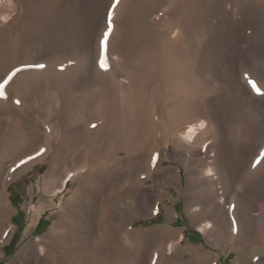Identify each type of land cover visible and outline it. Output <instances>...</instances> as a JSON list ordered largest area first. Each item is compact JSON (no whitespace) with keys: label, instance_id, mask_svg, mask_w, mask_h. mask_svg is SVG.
I'll return each mask as SVG.
<instances>
[{"label":"rangeland","instance_id":"374dc122","mask_svg":"<svg viewBox=\"0 0 264 264\" xmlns=\"http://www.w3.org/2000/svg\"><path fill=\"white\" fill-rule=\"evenodd\" d=\"M22 1L26 13L19 17L21 27L0 35V82L16 68L22 69L0 95L2 105L7 99L15 104L0 114V166L6 164L7 170L25 158L31 164L15 175L7 189L16 228L0 243V264H12L31 246L51 243L58 246L62 264H139V232L153 228L163 229L165 235L152 240L143 264H156L155 251L162 245L167 253L162 264H243L248 257L264 264L263 242L239 244L238 234L228 229L208 234L188 208L201 202L204 188L199 182L203 181L193 170L205 167L206 143L213 140V130L201 144L185 150V141L176 142L170 127L172 120L181 125L192 119L202 102L214 101L230 156L237 168L242 167L239 177L259 160L257 153L264 147L260 129L264 97L251 90L249 81L264 83L263 71H257L264 64V33L260 40L240 41L239 50L228 54L220 67L208 51L218 37L216 22L225 6L233 5L241 13L254 10L260 17L255 28L264 32V0H127L128 15L114 53L107 41L109 67L103 73L112 72L109 81L94 77L95 71L84 66L73 69V74L65 72L85 59L86 30L94 35L100 60L104 58L99 38L104 25H109L115 0ZM168 21L181 28L182 36L173 39L178 41L168 39ZM116 56L122 59L118 62ZM50 60H59L55 71H64L59 74L64 76L49 81L37 76ZM20 88L22 92L25 88L23 94H18ZM94 121L106 125L91 130L86 124ZM180 158L185 163L180 164ZM70 174L75 178L70 177L68 188L60 190ZM164 176L169 188L162 182ZM135 185L147 192L145 210L130 212ZM94 195L98 203L91 200ZM41 205L47 207L32 225L31 218ZM90 212H97L99 227L98 236L88 241L82 230ZM121 219L129 220L136 230L134 245L125 248L115 237ZM52 232L57 234L56 242H51ZM182 233L186 238L170 250Z\"/></svg>","mask_w":264,"mask_h":264},{"label":"bare ground","instance_id":"6f19581e","mask_svg":"<svg viewBox=\"0 0 264 264\" xmlns=\"http://www.w3.org/2000/svg\"><path fill=\"white\" fill-rule=\"evenodd\" d=\"M174 1L175 0H170V2H172V3ZM126 2H127V0H120L118 5H115V2H114L113 5H115V7L112 6L111 12H110V17H109V20L107 22L109 25H107V24L104 25L107 27H104L102 35L99 38V40H103L105 33H110L108 35L107 41H110V51H112L113 53L116 51L117 43L119 42L120 38L122 37V34H123L122 32L124 31V29H123L124 28L123 27L124 20L123 19L128 15V9H127V3L128 2L127 3ZM22 7H23V1L22 0H0V35L4 34L11 27H14V28L17 27V29L19 27H21L23 21L20 22L22 19H20V21H19V17H22V16L24 17V15L26 13L25 10H23L24 8L22 9ZM169 11H170V8H169L168 12ZM163 13L164 12H162V15H163ZM222 14H223V17H221V15H220L219 19L216 22V25H217L216 28H218V31H217L218 37L210 45V47H209L210 50L208 51L209 57L211 56V59L213 58L214 63H216L218 67H220L222 65V62L227 58L228 54L230 55L231 53H234L237 50H239L238 48L240 47V43H239L240 41L248 40V39H252V38L260 40L263 38V33H264L263 28H260V27L255 28V25H257L256 23H258L257 21L260 20L259 19L260 17H258L257 13L252 9L251 10L250 9L245 10L243 13H241L233 5L228 6V7L225 6L222 9ZM160 17H161V15H160ZM110 21H111V25L109 23ZM166 26H167L166 30L169 32V34H167V36H169L168 39H171V41L173 39H178V37L182 36V34H181L182 31L180 30L181 28L179 27V25L176 26L175 23L168 21ZM250 28H251V30H248ZM84 34H85V36H84L85 37L84 51H85V55H86L85 59L82 58V61L75 63L73 66L71 65V67H68L69 70H67L65 73L70 74L73 69H74L73 71L75 72L76 67H80V66L83 67L84 66L85 70H87V69L91 70L92 69V71H95V74H94L95 76L89 75L90 78L94 79V77L100 76V77H102V79L104 78V80L109 81L113 74H112V72L105 74L107 69H105L106 71L103 73V68L100 65V58H101L100 57V51H99V49H96L95 42H94V40H95L94 35H90L87 30L85 31ZM173 41H178V40H173ZM208 46H209V44H208ZM108 47H109V45H108ZM178 48H179V46H178ZM110 54L112 55L111 52H110ZM115 55H117V54H115ZM116 58H118V57L116 56ZM111 59H113V58H111ZM121 59L122 58H120L118 60V62ZM58 61H54V60L48 61L47 62L48 63L47 69L36 72V73H38L37 76L45 77V79L47 78L48 81L52 77L57 80V78H59L60 76H64V75H59V74H65L64 71H63V73H62V71H61V73H58L55 71L57 68L56 66L60 64V63H58ZM42 62H44V61H42ZM112 62H114V61H112ZM160 62H159V64H160ZM142 63H143V61H142ZM155 63L157 64V62H155ZM260 64L262 65V63H260ZM161 65L162 64H160V67H161ZM165 65H167V63L165 64V62H164V66ZM113 66H114V64H113ZM262 66L263 67L261 70H260V68L257 69L258 72L263 71L260 73H264V64ZM110 67H111V65H110ZM135 67H137V66H135ZM76 69H78V68H76ZM157 69H159V67ZM113 70H110V71H113ZM73 71H72V74H73ZM251 72H252V70H251ZM88 73H90V72L88 71ZM253 73L254 72H252V74ZM245 75H247V74H245ZM256 75L258 77V73ZM263 75H262V77H263ZM159 77H161V76H159ZM163 78H164V76H162V80H163ZM259 78H261V77H259ZM37 79H38V77H37ZM253 79H255V78H253ZM162 80H160V81L162 82ZM28 82L29 81H27V83ZM24 84H22V86H24ZM257 86L260 87L262 90H264V83L263 84H257ZM119 87H120V85H119ZM116 88L118 89V87H116ZM24 89H23V92H24ZM246 89L250 93V91L247 87H246ZM19 90H21V92H22L21 88ZM251 90H254V89L251 88ZM21 92H19L18 94H23V92L22 93ZM261 96L264 97V95H261ZM20 98H21V96H20ZM3 99L5 100L6 98L3 97ZM13 99H14V97H13ZM1 100L2 99H0V101ZM159 100H160V98H159ZM6 101H4L7 103L6 105L5 104L2 105L3 103L0 102V114L5 113L7 111H10V109L14 108L15 104H14L13 100L7 99ZM202 103H203V106L201 107V105H200L201 108H198V111L195 110L196 112L194 114L196 117L192 116V119L188 118V120L186 122L184 120L183 121L184 124H181V125L175 123L174 120H172L171 124H170V127L173 129L172 134H173V136H175L174 140L176 142L180 141L181 144H183L185 141V143H186L185 144V150H189L191 147L197 146L199 143L201 144L203 136L209 135L207 133L208 131L210 132L213 130V134L216 135V136L210 135V136H214L216 138L213 137V140L210 143H208V144L206 143L205 167L204 168H201V167L198 168L197 167L196 169L193 170V173L198 174L197 176H199V174L201 175V177L200 176L199 177H200L201 181H203L204 183L203 182H199V183H200V185H202V187L204 189H202L201 193H200V194H202L201 198H200L201 202L198 205H196L194 209L193 208L190 209V207H188L189 210H191L190 211L191 215L192 216L194 215V219H196L197 222H199L198 223V224H200L199 228L202 231L207 232L208 234L210 232L213 234L220 233V232H223V230L228 229V231L231 230L233 233L238 234L236 241H238L239 244L242 243L246 246H250V245H253L254 243L255 244L259 243V242L264 243L263 234H262L263 237L261 236V233L264 232V159H262V156H264V147L262 150L258 151V153H257L259 156L257 155L256 157H259V160L255 164H253L251 169L249 168L250 169L249 171L245 172L244 175H241L239 177V174L241 173L240 170L242 171V167L237 168L235 165L236 164L235 160L230 156L228 145H227L228 140L226 139L224 131L221 129L222 128V125H221L222 121L220 118V109L218 108V105H215L214 101L210 100L206 103H204V102H202ZM20 104H21V102H20ZM23 105H24V103L22 101V106ZM24 108H26V107H24ZM102 108H104V107H102ZM94 122H96V123L90 122L89 124H86V125H88L87 127L89 129H91V128L92 129H94V128L101 129L103 126L106 125V123L104 125H102L101 121H94ZM92 125H96V127H93ZM225 128H226V126H225ZM154 129H156V128H154ZM260 129H261V132L263 134L262 135L263 139L261 141L264 142L263 121H262V127ZM214 131H217V132L214 133ZM88 132L90 133L91 131H88ZM210 138H212V137H210ZM177 139H178V141H177ZM204 140H205V138H204ZM154 141H155V138H154ZM156 141H157V139H156ZM261 141H259V142H261ZM157 144H159V143L157 142ZM258 145H257V147H258ZM257 147H256V149H257ZM245 149H247V148H245ZM245 149H244V151H245ZM250 149H247V150H250ZM243 154H245V153H243ZM150 157H151V155H150ZM247 159H249V158H247ZM28 160L29 159L25 158L20 163H16V164L9 166V168L7 170H5V168H4L6 164L3 167H1L2 165L0 166V243L5 241L9 235V233L16 228L14 226L13 222L11 221V217H10L11 216L10 214H11L12 203H11V201L8 197V193H7L8 186H9L10 182L14 179L15 175L22 168H26L28 165L31 164L30 162H28ZM33 161H31V162H33ZM162 161L163 160L161 159L160 162H162ZM185 161L186 160H183L180 158L179 163L183 164V163H185ZM240 161L241 160H239V162ZM241 164H242V162H241ZM176 169H178V168L177 167L174 168L173 171L175 172ZM177 173H178V171H177ZM70 177H73L72 174H70L68 176V178H65L64 184H62L60 190H64V189L68 188ZM73 178H75V176ZM162 182H163V184H166L168 186V188L170 187L167 180L165 179V176L162 179ZM237 183H238V185H237ZM216 185H219L220 189H217ZM141 186L135 185V187L133 189V191H135V192H134L133 197H132L133 201L130 204V212H133L135 210H139V211L145 210V207L143 206V204L145 202L144 196H146L147 192H144L145 188L143 189V187H141ZM198 188H200V187H198ZM199 190L198 191L196 190V191L199 193L200 192ZM164 192H165V194H167L168 191L165 190ZM80 194H81V190H80ZM78 199H80V197ZM91 200L93 202L98 203V198L95 195L92 196ZM257 203H260L259 205L261 208L258 206ZM55 204H56L55 200L53 199L51 205L54 206ZM45 206L47 207V205H41L35 211V214L31 218L32 225L37 224V221L41 215L42 209L46 208ZM258 207L261 209V212L259 211V213L257 214L256 211H257ZM95 221H97V212H94L93 214L91 212L88 213L87 218L85 220L86 224L83 228L84 230H82L85 234H87L85 239L88 241H91L93 236H95V237H96V235L98 236L97 228L99 226H97L95 224ZM170 229L171 228L169 227V230ZM121 231H122V233H121ZM259 231H261V233ZM133 232L135 233L136 230L134 227L131 226V224L129 223V220L121 219L120 226L117 229L115 237L117 240H119V241L121 240L122 242H124V244H125L124 248H125L126 246L134 245L135 240L133 237ZM164 232H163V229L160 230L157 228H155V229L153 228V230L151 229L148 233L143 232V231L139 232V238H140V242L142 244L140 252H139L140 253L139 264H143V260L146 259V257L148 256L149 249L152 245L151 244L152 240L157 238V237H161V236L165 235ZM52 233L53 234H52L51 242H56L58 240V238L56 236L57 234H55V232H52ZM103 233L106 234V232H103ZM259 233H260V235H259ZM120 234H121V237H120ZM214 236H216V235H214ZM185 238H186V235L182 233L180 235V239H179L178 243H171L169 245V249L173 250L178 244H181V242H183V240ZM231 238H232V236H231ZM51 248H53V249H51ZM191 248H193V247H191ZM252 248H253V246H252ZM56 249H58V246H55L52 243L50 244L49 247L44 245V244H41L38 247L37 246H31V247H29V249L26 250V252L23 251L21 254V257H17L12 262V264H23L22 260L27 264H46L47 261L50 262L51 264H60L61 263L60 259H59L60 254L58 255V253H57L58 250H56ZM252 252H250V253H252ZM166 254L167 253L165 250V246L162 245L161 247H159L155 251V257H156L155 262H156V264H162L164 262L163 260L165 259ZM243 254H246V253H243ZM42 259H45V262H41ZM249 259L250 258L248 257V259L245 260V262L243 264H258L257 262L254 263L251 261V259L250 260ZM166 263H167V261H166ZM201 264H206V262H202Z\"/></svg>","mask_w":264,"mask_h":264},{"label":"snow or ice","instance_id":"6c2138e0","mask_svg":"<svg viewBox=\"0 0 264 264\" xmlns=\"http://www.w3.org/2000/svg\"><path fill=\"white\" fill-rule=\"evenodd\" d=\"M120 2V0H115V5H118ZM115 5H113V7H115ZM111 25V21L109 22ZM110 33H105L104 39L102 40L101 44H102V48H103V56L104 58L100 60V65L102 68L107 69L109 67L108 63H107V38L108 35ZM28 65H25V67H27ZM38 67H44V65H37ZM20 71H22V69L20 68H16L14 71H11L10 73L7 74L6 78H2V82H0V95H4L5 94V88L6 85H8V83L17 75V73H19ZM249 83L251 84L252 88L257 92V94L259 95H264V90H262L260 87L257 86V83L255 80H250ZM17 103H20L19 100L16 101ZM93 127H96V125H92ZM44 151V150H42ZM41 153H37V155H40ZM156 159H158V154L155 157ZM262 159H264V156H262Z\"/></svg>","mask_w":264,"mask_h":264},{"label":"trees","instance_id":"16d2710c","mask_svg":"<svg viewBox=\"0 0 264 264\" xmlns=\"http://www.w3.org/2000/svg\"><path fill=\"white\" fill-rule=\"evenodd\" d=\"M41 223H42V222H40L39 226L41 225ZM39 226H38V227H39Z\"/></svg>","mask_w":264,"mask_h":264}]
</instances>
